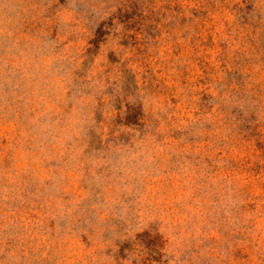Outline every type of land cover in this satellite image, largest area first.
Returning a JSON list of instances; mask_svg holds the SVG:
<instances>
[{
    "label": "rangeland",
    "instance_id": "rangeland-1",
    "mask_svg": "<svg viewBox=\"0 0 264 264\" xmlns=\"http://www.w3.org/2000/svg\"><path fill=\"white\" fill-rule=\"evenodd\" d=\"M0 264H264V0H0Z\"/></svg>",
    "mask_w": 264,
    "mask_h": 264
}]
</instances>
